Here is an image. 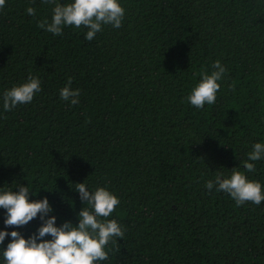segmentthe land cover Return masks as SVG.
<instances>
[{"label": "trees", "instance_id": "obj_1", "mask_svg": "<svg viewBox=\"0 0 264 264\" xmlns=\"http://www.w3.org/2000/svg\"><path fill=\"white\" fill-rule=\"evenodd\" d=\"M119 2L122 26L92 41L84 28H39L52 16L42 0L0 9V97L30 73L41 81L31 103L5 112L0 100V191L30 185L61 226L79 223L77 183L106 187L125 234L98 264H264V201L237 206L205 187L264 143V0ZM217 60L227 69L217 100L197 109L187 97ZM69 77L77 105L60 98ZM255 166L239 170L264 189V159ZM5 219L0 209V231L25 238L41 225Z\"/></svg>", "mask_w": 264, "mask_h": 264}, {"label": "clouds", "instance_id": "obj_2", "mask_svg": "<svg viewBox=\"0 0 264 264\" xmlns=\"http://www.w3.org/2000/svg\"><path fill=\"white\" fill-rule=\"evenodd\" d=\"M43 4L52 5V16L37 22V26L55 36H62L65 27L86 29L85 39L92 41L103 27L111 25L119 29L125 17V8L119 0H71L63 3L61 0H42ZM6 0H0L3 9ZM26 13L36 15V9L29 6ZM212 71L201 69V77L187 97L197 109H204L205 105H213L217 100V92L227 69L220 60L211 65ZM72 78L60 89V98L79 104L80 89L72 88ZM233 91L235 85H232ZM41 91V81L31 73L27 81L6 90L2 100L3 110L10 112L18 105L31 103L34 96ZM264 159V143H255L247 153V159L240 162V166L231 169V174L225 176L220 173L213 180H208L205 187L211 192L229 194L237 206L251 202L260 205L264 201V189L258 181L249 180L242 167L247 172L256 170L255 162ZM75 191L79 193L84 207L79 211L78 225L71 221L57 226V217L49 216L54 211L47 197L43 200H30L35 195L30 185H17L19 191H0V209L6 210V227L26 226L34 218L39 217L41 225L29 237L25 238L18 231H0V245L10 236L11 241L2 251L4 264H98L109 258L111 248L109 244H116L123 238L125 230L114 219H109L119 205V198L106 187H97L90 191L85 183H77ZM15 188V189H16ZM50 236L51 239H45Z\"/></svg>", "mask_w": 264, "mask_h": 264}]
</instances>
